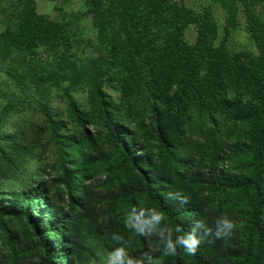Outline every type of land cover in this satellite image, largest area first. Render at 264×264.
<instances>
[{
    "label": "trees",
    "instance_id": "obj_1",
    "mask_svg": "<svg viewBox=\"0 0 264 264\" xmlns=\"http://www.w3.org/2000/svg\"><path fill=\"white\" fill-rule=\"evenodd\" d=\"M209 1L194 10L183 0H85L71 21H56L35 0H11L0 72L35 88L42 119L5 129L23 109L0 95V228L8 232L3 217L19 220L39 264H100L118 249L119 264H264V0ZM212 3L224 11L221 26ZM84 16L96 35L91 63L71 51L84 43ZM240 18L256 52L228 44ZM52 87L72 127L51 112ZM84 88L89 109L73 97ZM95 119L96 135L86 128ZM223 215L235 224L230 237L165 254L193 228L214 232Z\"/></svg>",
    "mask_w": 264,
    "mask_h": 264
},
{
    "label": "rangeland",
    "instance_id": "obj_2",
    "mask_svg": "<svg viewBox=\"0 0 264 264\" xmlns=\"http://www.w3.org/2000/svg\"><path fill=\"white\" fill-rule=\"evenodd\" d=\"M185 4L194 9L200 10L203 6H206L210 3L209 0H183ZM11 0H0V30H2L5 26V13L10 8ZM36 10L38 13L45 14L49 16L52 20L62 21L68 20L71 21L73 15H78L79 12L86 9L85 0H35ZM211 8L214 12L215 18L219 25L223 23L224 18V11L217 3H212ZM241 25L239 29L236 30L231 38L228 41V44L233 49H240V48H249L256 52V48L253 42L249 39L247 33L244 30V23L243 18H240ZM73 27V26H72ZM80 30L78 31L80 37L84 39V43L80 44L77 42H72L71 51L76 52V57L85 61L86 58L90 57V63L96 58L94 55L93 45L95 43L96 35L95 29L91 23L90 17H82L79 21ZM73 29H75L73 27ZM194 27L189 26L185 32V37L189 40H192L194 37ZM222 36V30H220L219 37ZM7 66L6 62L0 61V68H5ZM18 70L25 73L27 77H29L30 72L29 70L25 69L23 65L18 66ZM0 95L8 92L9 99H12L13 102L16 104L17 109H23L17 112V114H12V118L8 120V122L4 125L5 129L12 130L15 125L20 124L26 119H32L41 121L42 114L37 110L38 107V99L41 98V95L35 91V88L31 86V89H22L15 85L10 78H7L3 72H0ZM104 89L112 96L115 101L119 100L120 94L119 92L110 87L105 86ZM73 97L77 100V102L81 105L83 109H89V94L86 89H79L73 92ZM23 104L20 106L19 101ZM24 100V101H23ZM47 102L49 104L50 110L55 116L59 119H63L68 121V126L72 127V122L69 121V118L66 114V105L63 99V95L59 88L52 87L51 91L47 94ZM36 108V110L34 109ZM197 122L199 123L200 120L197 118ZM145 123H149V117L145 113L144 115ZM15 122V123H14ZM97 120H92V122L86 123V128L94 135L97 134L99 125L97 124ZM14 123V126H13ZM133 128L134 124H130ZM197 127V123L194 124ZM220 131H225L224 127L220 128ZM99 142L103 144L105 148V143L103 138H99ZM50 151V150H49ZM52 156L49 154L42 160L41 163L46 162L47 160H51ZM40 162L31 161L28 164L30 170L37 169ZM40 163V164H41ZM223 167L226 168L228 162L222 163ZM54 175L46 174L40 172V175L37 174L36 177L47 179L49 183H52L51 177ZM103 179V173L99 174L96 177V182H100ZM94 182V185L95 183ZM98 184V183H97ZM64 192V186L58 182H53L52 190H58ZM2 220L6 223V228L8 232L5 233L0 228V261L4 264H39L40 257L38 254V249L34 246L32 242V237L24 232L23 225L19 220H9V218L3 217ZM11 234L15 241H11L8 235ZM52 240V238H51ZM94 243V242H92ZM95 251L99 254L101 250L96 247ZM103 254V253H102ZM114 253L108 252L106 256L100 258V264H109V260L112 258ZM114 261V264H119V262Z\"/></svg>",
    "mask_w": 264,
    "mask_h": 264
},
{
    "label": "clouds",
    "instance_id": "obj_3",
    "mask_svg": "<svg viewBox=\"0 0 264 264\" xmlns=\"http://www.w3.org/2000/svg\"><path fill=\"white\" fill-rule=\"evenodd\" d=\"M156 218L159 219V217ZM215 223V231L213 232V229L206 228L203 237L197 236L195 233V229L193 228L190 233L178 237L176 244L169 242L165 254L174 255L176 253L177 245H182L187 253L195 254L196 248L202 241L207 240V242L212 243L214 242V239H227L232 235V232L235 228V224L228 218L227 215H223L222 217L218 218ZM122 255L123 250H116L112 258L109 260V264H114V261L118 262Z\"/></svg>",
    "mask_w": 264,
    "mask_h": 264
}]
</instances>
